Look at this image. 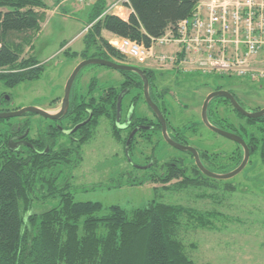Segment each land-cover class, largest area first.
<instances>
[{
  "label": "trees",
  "instance_id": "16d2710c",
  "mask_svg": "<svg viewBox=\"0 0 264 264\" xmlns=\"http://www.w3.org/2000/svg\"><path fill=\"white\" fill-rule=\"evenodd\" d=\"M107 1L96 0L89 8L82 60L101 58L123 64L126 59L102 37L103 31L149 46L151 38L160 37L188 18L200 0H127L123 4L130 9L126 19L105 13ZM45 10L43 0H0V88L12 89L25 81L37 80L42 74L44 65L36 56H22L26 48L32 49ZM68 51L64 50L66 57L78 55ZM142 70L149 82V96L163 111L169 88L159 91L156 70ZM118 72L125 79H133L123 83L120 89L142 90L138 74ZM96 85V78L90 80L85 92L72 85L69 107L61 119L68 120L72 126L83 122L75 133L79 137L76 142L57 145L58 136L63 135L58 129L30 138L29 134L25 135L31 126L28 119L13 126L19 127L15 134L23 135L26 143L11 148L7 144V132L0 135V264H195L179 239L180 220L187 217L206 228L210 224L208 217L216 214L214 211L201 213L190 207L156 201L126 210L118 205L105 208L100 202L74 199L70 177L65 171L71 172L80 165L81 147L93 138L100 119L110 122L111 135L116 140L122 139L124 146L128 140L126 136L121 138V134L129 125L126 128L116 125L118 89L110 87L98 95ZM241 119L248 127L257 128L252 133L248 127L241 126V138L251 154L259 143H264V115L256 119L241 116ZM156 129L160 130L158 123ZM192 132L196 133L195 127ZM135 139L127 146L129 152ZM241 155L236 152L230 158L232 168L240 164ZM204 156L217 159L218 154L205 152ZM156 167L155 161L146 169ZM159 168V173H152L149 178L166 190L173 180L174 188L180 190L217 186L218 180L203 175L194 163L187 167L182 160H170ZM224 189L234 191L235 187L226 184ZM47 202L55 204L38 208ZM103 210L106 212L101 215Z\"/></svg>",
  "mask_w": 264,
  "mask_h": 264
},
{
  "label": "rangeland",
  "instance_id": "374dc122",
  "mask_svg": "<svg viewBox=\"0 0 264 264\" xmlns=\"http://www.w3.org/2000/svg\"><path fill=\"white\" fill-rule=\"evenodd\" d=\"M43 1L46 10L41 30L33 40L32 49L26 48L22 57L36 56L44 65V70L37 80L25 81L12 89L1 86L0 92H5L9 98V103L3 106L5 110L35 107L56 114L60 110L70 74L83 61L80 54L86 47L87 13L90 6L80 5L76 0ZM102 37L109 41L114 36L103 31ZM63 43L65 45L61 47ZM64 50L78 55L66 57ZM123 64L142 67L129 60ZM155 72L157 89L169 87L170 90V97L165 96V105L169 110L171 126L179 130L187 126L195 127L196 133H193L192 138L189 137L191 132L189 135L186 133L189 146L209 154H218L224 164L233 152L242 154L234 141L214 133L202 123V99L217 86H241L244 108L247 111L263 109L264 82H256L263 85L261 90L252 88L245 95L243 86L249 84L245 78L197 73L176 75L167 70ZM91 78H97L103 87H117L122 80L118 71L90 64L78 72L73 83L74 89L85 92ZM143 110H147L144 101L135 106L136 115ZM146 114L152 120V114ZM217 114L219 118L236 126L241 124L248 127L243 119L222 105ZM27 118H31L30 137L37 136L39 126L42 128L48 124V121L37 116ZM18 120L22 121L23 118ZM3 126L0 124V130H3ZM247 129L256 133L253 127ZM124 137L125 132H122L121 138ZM59 140L61 143L66 141L62 137ZM81 154L82 161L77 168L71 172L64 170L65 175L70 177L71 192L76 201L100 202L105 208L118 205L126 210L144 207L156 201L190 207L201 213L214 211L216 214L208 217L210 224L206 228L197 226L187 217L180 220L179 239L187 256L195 264H264V143H259L256 151L249 155L240 173L228 180L213 182L216 188L192 187L180 190L174 188L176 181L173 180L168 186H171L170 189L166 190L160 183L151 182L149 175L159 173V166L171 156L184 157L183 154L169 146L159 134L149 142L136 138L129 152L122 139L116 140L111 135L110 122L105 118L100 119L93 138L82 145ZM150 159L156 161L155 169L148 170L143 166ZM184 163L187 167L193 164L185 157ZM135 164L138 168H134ZM226 169L233 168L228 165ZM226 184L233 185L234 191L225 190ZM54 204L47 202L39 204L38 208ZM105 212L103 210L101 215Z\"/></svg>",
  "mask_w": 264,
  "mask_h": 264
},
{
  "label": "built area",
  "instance_id": "2783aa9c",
  "mask_svg": "<svg viewBox=\"0 0 264 264\" xmlns=\"http://www.w3.org/2000/svg\"><path fill=\"white\" fill-rule=\"evenodd\" d=\"M95 1L76 0L84 6ZM125 2L114 0L105 13L126 19ZM109 43L142 68L264 82V1L200 0L188 18L151 38L149 46L116 36Z\"/></svg>",
  "mask_w": 264,
  "mask_h": 264
},
{
  "label": "flooded vegetation",
  "instance_id": "af4514ba",
  "mask_svg": "<svg viewBox=\"0 0 264 264\" xmlns=\"http://www.w3.org/2000/svg\"><path fill=\"white\" fill-rule=\"evenodd\" d=\"M138 68H140L142 70V67H138ZM175 74L176 75H184V74H180V73L179 74L178 73H175ZM121 77H122L121 82L115 88V89H118V91H119L118 92V95H117V112H118V115H117V118H116V125L118 127H120V128H123V125H126V127L129 125V127L127 129H123L122 130V132H125V136L127 137V139L132 135L131 136V139L134 138V137H136L137 139L140 138V139L144 140L145 142H149V141H151L152 138L156 137L159 134L160 137H161V139L164 140L163 134H162V127H161L160 121H159L157 115L155 114V112L146 104V101H145V98H144L143 83H142V90L141 89H138L137 87L132 88V89H129L128 87H125V88L120 89V87H121V85L123 83H125L127 81L130 82V81L133 80V79H125L122 75H121ZM156 85H157V83H156ZM244 85H246V86H243V87H245V91H244V94L245 95H247L246 92L249 89L254 88L256 90H258V89L261 90L263 88V85L261 83H256V82H251V81H249V84H244ZM96 87H97L96 88V94L101 95L104 90H106V89H108L110 87H115V86L103 87L97 81ZM241 89H242L241 86H234V85H228L227 87L217 86V87L214 88V90H212L211 92H209V94L207 92V94L210 95V94H212L214 92L224 91V92H227L228 94H230L233 97L234 101L241 108H243V110H245L246 112L253 113V112H257V111L261 110L262 108L261 109H258V110L247 111L244 108L243 101L241 100V91L243 92V90H241ZM148 92H149V82H148ZM0 93H3L2 97L0 98V113H4V112H14V111L20 110V109H16V110H13V111L5 110L3 108V106L5 104H8L9 103V98H8V96H6L7 94L5 92H0ZM170 95L171 94L169 92V95H166V96H169L170 97ZM207 96L205 98L203 97V99H202V103L203 104H204V101L207 98ZM142 101H144V103L147 106L146 112H150V114H152V120H151V118H149L147 116L148 114H146V112L144 110L141 111L138 115H136V113H135V106H137V104H139ZM61 102H62V100H61ZM203 104H202V107H203ZM220 105H222L224 108L230 110L231 112L235 113V115L238 118L241 119V116L242 115L239 112H237V110L234 108V106L232 105V103L230 102L229 99H227L226 97H222V96H216V97H213L212 99H210V101L207 104L206 117H207L208 122L210 123V122H214L215 121L214 124H212V123H210V124L213 125L214 127L218 128V129H220V130H223V131H226V132L235 134V135H237V136H239L241 138V124L238 125V126H236V125L228 122L227 120L218 117V114L217 113H218V108L220 107ZM157 108H158L160 114L162 115V117L165 120L166 132H167V135L169 136V138L172 141H174L175 143H177L178 145H181L183 147H190V148L194 149L197 152V154H198L200 163L202 164V166L206 170H208V171H210L212 173H215V174L223 175V174H227V173L235 170L240 165L239 164L237 167H235L233 169H226V167L228 168V165L230 166V164H231L230 158L233 156V154L236 153V151L233 152L228 157L227 163H225V164H228V165H225L224 164V161L222 159H220L219 157H217V159H215L214 157L211 156L208 159H206L207 156L206 157L204 156V153L206 151H202V150H199L198 148L191 147L188 144L190 141L187 139L186 133H188V135H189V132H191L190 135H189V137L192 138L194 136V134L192 132V127L193 126H189V127L187 126L184 130H179L177 128H174V127L171 126L170 120L168 118L169 117V110H168V108L167 107H165V108L162 107L163 108V111L160 110L158 106H157ZM131 109H132V112H130ZM44 111H46V110H44ZM201 112H202V108H201ZM25 114H23V115H21L19 117L8 118V119H0V124H4L3 130L2 129L0 130V135H2L5 132H7V135H8L7 144L11 148H17L18 146L22 145L23 143H26L25 142L26 140H24L23 135H17V134H15V132L19 130V127H17L16 129H14V127H13L14 125H18L19 126V125L23 124V121L24 120H27V119L30 120L31 119V118H27V115H25ZM31 114H33V113H31ZM56 114H53V115H56ZM32 116H37V117L41 118L42 120L48 121V124H46V126H43L42 128L40 126H39L40 128L38 127V134H37V136H39L43 132H44V134H46V133L49 132V130L51 132L52 129H58L63 134V135L58 136V137L65 138L67 142L65 141L64 143L63 142L61 143L60 140H59V138H58L57 141H56L57 145H63V144L64 145H70V142H72V141L76 142L77 140H79V137L76 136L75 133H76L77 129L80 127V125L83 124V122L80 123V124H78V125L72 126L71 123H68V120L63 121L61 119L62 116L58 120L45 119V118H43V117H41L39 115H36V114H33ZM22 118H23L22 121L21 120H18V119H22ZM130 119H133V120L131 121ZM11 120H17V121L16 122H11ZM129 120H130V122H129ZM8 121H10V122H8ZM135 122H136V124H134ZM149 122H152L154 125H150ZM155 123L156 124L158 123L160 125V130L159 129L158 130L156 129V124ZM132 124H134V125H132ZM229 125H231L233 128L232 127H229ZM143 128H144V130H143ZM227 128H229V129H227ZM253 128L254 129H257L256 126H253ZM42 129H44V130L41 132ZM29 133H30V130H28L25 133V135L26 134H29ZM35 137H30V138H35ZM45 137L47 139L49 138L48 135L45 136ZM237 146H238V149L242 150V148H241V146L239 144H237ZM172 148L173 149H176L174 147H172ZM176 150H178V149H176ZM178 151H180L181 154H183V156L185 158L191 160L192 163H194L195 166L197 167V165L195 163V158H194V156H193L192 153H190L188 151H181V150H178ZM208 155H210V154L208 153ZM184 157H181V156H171L169 158V160H167V161H170V160H172V161L182 160L183 163H184ZM242 157H243V150H242ZM167 161H165V162H167ZM151 164H153V165L155 164V161H152V159H150L149 161H147V163H145V165H143V166L145 168H147V167L151 166ZM143 166H139V167H142L143 168ZM134 168H138V165L135 164L134 165ZM203 175H205V174H203Z\"/></svg>",
  "mask_w": 264,
  "mask_h": 264
},
{
  "label": "water",
  "instance_id": "95a60500",
  "mask_svg": "<svg viewBox=\"0 0 264 264\" xmlns=\"http://www.w3.org/2000/svg\"><path fill=\"white\" fill-rule=\"evenodd\" d=\"M90 64H94V65H99V66H104V67H108L111 68L113 70L116 71H128V72H133L138 74L141 79H142V83H143V90H144V98L146 101V104L155 112V114L157 115L161 127H162V134H163V138L164 140L172 147L181 150V151H188L190 153L193 154L194 158H195V163L198 167V169L205 174L206 176L216 179V180H228L232 177H234L235 175H237L238 173L241 172V170L244 168V166L246 165L248 159H249V155H250V150L247 147L246 143L244 142V140L242 138H240L239 136L220 130L216 127H214L213 125H211L206 117V108H207V104L210 101V99H212L213 97L216 96H222V97H226L227 99L230 100V102L232 103V105L234 106V108L237 110V112H239L242 116L246 117V118H251V119H256L261 117L262 115H264V108L257 111V112H246L245 110H243V108H241L233 99V97L228 94L227 92L224 91H218V92H214L210 95L207 96V98L204 101L203 107H202V112H201V118H202V123L211 131L227 138L230 139L232 141H234L235 143L239 144L243 150V158L242 161L240 163V165L233 171L227 173V174H223V175H219V174H215L212 173L208 170H206L202 164L200 163L199 157L197 152L190 148V147H183L181 145H178L177 143H175L174 141H172L169 136L167 135L166 132V124H165V120L162 117V115L160 114L157 106L152 102L150 96H149V92H148V80L146 75L144 74L143 70H141L140 68L133 66V65H126V64H122V63H116L113 61H108V60H104L101 58H89L86 60H83L81 63H79L74 70L72 71V73L70 74L66 85H65V89H64V96L61 102V108L60 111L56 114H50L47 111H44L42 109L39 108H35V107H25L22 108L20 110L14 111V112H4V113H0V119H8V118H14V117H19L25 113H33L36 115H39L45 119H49V120H58L61 116L65 115L68 107H69V94H70V90L72 87V84L78 74V72L87 65ZM120 99V98H119ZM120 101V100H119ZM126 125H123V128H125ZM77 128V127H76ZM75 128V129H76ZM132 136V135H131ZM131 136L128 138L127 143H126V149H128V144L130 143L131 140Z\"/></svg>",
  "mask_w": 264,
  "mask_h": 264
},
{
  "label": "crops",
  "instance_id": "0c3cea01",
  "mask_svg": "<svg viewBox=\"0 0 264 264\" xmlns=\"http://www.w3.org/2000/svg\"><path fill=\"white\" fill-rule=\"evenodd\" d=\"M113 1H114V0H108V1H107V4H111ZM121 11H122L123 14H126V13L129 14L130 9H129L128 7H123ZM104 32H105V31H104ZM106 33H107V34H110V33H108V32H106ZM110 35H112V34H110ZM112 36H113V35H112Z\"/></svg>",
  "mask_w": 264,
  "mask_h": 264
}]
</instances>
